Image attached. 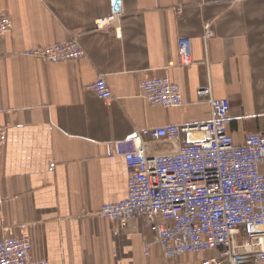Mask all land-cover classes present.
Wrapping results in <instances>:
<instances>
[{
  "label": "crops",
  "instance_id": "1",
  "mask_svg": "<svg viewBox=\"0 0 264 264\" xmlns=\"http://www.w3.org/2000/svg\"><path fill=\"white\" fill-rule=\"evenodd\" d=\"M0 0L12 20L0 35V239L28 236L31 258L49 264H201L213 254L164 257L144 220L124 228L99 216L103 203L126 196L127 168L114 144L144 128L206 122L197 95L207 86L230 101L234 143L264 136V0ZM112 16L101 28L95 20ZM212 36L203 39L205 26ZM76 36L85 55L48 62L25 54ZM191 40L193 62L178 63L177 40ZM98 73L113 98L89 86ZM168 76L180 85V107L152 105L140 81ZM200 130L160 152L203 140ZM264 172V164L260 167ZM254 232L263 233V226Z\"/></svg>",
  "mask_w": 264,
  "mask_h": 264
},
{
  "label": "built area",
  "instance_id": "2",
  "mask_svg": "<svg viewBox=\"0 0 264 264\" xmlns=\"http://www.w3.org/2000/svg\"><path fill=\"white\" fill-rule=\"evenodd\" d=\"M112 16L98 18L101 28ZM9 14H0V35L10 31ZM212 36L205 26L203 39ZM25 54L48 62L79 60L84 48L74 36ZM178 63L192 64L191 40H177ZM89 89L100 99L113 98L105 75L98 73ZM139 96L152 105L180 107L181 87L168 76L140 81ZM209 105L210 118L192 125L169 124L144 128L114 144L115 154L123 156L127 168L126 196L117 202L103 203L99 216L124 228L138 219L144 220L151 233L144 242L145 252L156 244L164 257L189 253L213 254L201 264H264V136L247 133L242 143H234L227 132L230 101L214 98L209 86L197 91ZM200 130L203 140H196L160 152L154 144L175 142L181 133ZM7 130L0 126V160ZM28 236L0 239V264H49L46 259L33 260Z\"/></svg>",
  "mask_w": 264,
  "mask_h": 264
},
{
  "label": "water",
  "instance_id": "3",
  "mask_svg": "<svg viewBox=\"0 0 264 264\" xmlns=\"http://www.w3.org/2000/svg\"><path fill=\"white\" fill-rule=\"evenodd\" d=\"M112 11H113V12H118V11H120V0H113Z\"/></svg>",
  "mask_w": 264,
  "mask_h": 264
}]
</instances>
